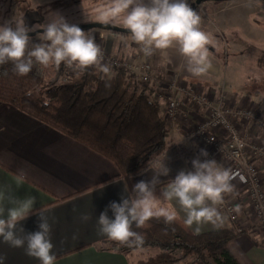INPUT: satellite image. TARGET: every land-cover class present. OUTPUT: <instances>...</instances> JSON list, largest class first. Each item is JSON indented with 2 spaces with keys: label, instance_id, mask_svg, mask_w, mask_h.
<instances>
[{
  "label": "crops",
  "instance_id": "crops-1",
  "mask_svg": "<svg viewBox=\"0 0 264 264\" xmlns=\"http://www.w3.org/2000/svg\"><path fill=\"white\" fill-rule=\"evenodd\" d=\"M251 15H246L245 21L237 24L236 30L241 28L247 35L261 36L263 31L259 29V21H254L257 25L249 22ZM237 16L243 17L242 14H229L231 18ZM89 32L94 35L96 43L111 54L130 57L137 49L127 43V38H121V33L114 34L105 28H91ZM208 59L212 65L208 72L199 77L193 76L187 70L186 57L180 54L178 45L173 44L167 49L155 50L154 68L161 77L177 74L185 83L195 86L215 101L223 92L226 94L224 105L233 109L246 107L255 110L264 120V91L258 94L255 87V83L262 78L254 71H246V75L235 70V64L229 66L228 63L225 68L229 72L223 71L219 61L211 55ZM254 61L258 65L263 63L262 58L256 56ZM233 69L236 72L234 76ZM248 77L253 84L249 83ZM161 108L164 116V108ZM205 117L206 111L187 99L176 118L164 116L167 124L166 151L149 168L126 181L108 158L17 108L0 102V190H10L20 198H35L33 211L20 222L25 232L39 230L36 210H46L54 245L52 252L56 255L55 264H134L130 254L106 246L109 238L100 234L97 218L110 202H121V197L127 195L135 183L150 180L154 174L151 168L157 167L160 161L164 160L170 169L168 176H160L161 182L174 179L180 169H191L192 159L203 157L200 151L206 150V146L202 142L188 140L187 134ZM238 127L248 144H264V128L257 120L239 119ZM215 160L221 167L230 169V162L224 157ZM255 164L264 186V160L257 159ZM232 183L233 191L224 195L236 207L241 232L237 233L233 223L218 209L219 226L194 224L189 230L195 234L232 230L236 235L227 247L236 260L240 264H264V233L259 229L246 193L237 181ZM167 202L184 222L186 214L178 202ZM84 216L89 218L85 220ZM108 216L114 218L111 209H108ZM0 256L5 257L4 264H40L36 258L26 255L24 248L10 247L2 238ZM197 264L203 263L198 261Z\"/></svg>",
  "mask_w": 264,
  "mask_h": 264
},
{
  "label": "clouds",
  "instance_id": "clouds-1",
  "mask_svg": "<svg viewBox=\"0 0 264 264\" xmlns=\"http://www.w3.org/2000/svg\"><path fill=\"white\" fill-rule=\"evenodd\" d=\"M123 16L122 26L129 31L133 41L146 56L155 50L178 45L180 54L186 57L187 70L193 76H202L211 68L208 59L209 39L200 27L201 16L188 0H111L110 7L102 17L105 23ZM37 28L39 42L29 36ZM103 54L92 33L79 25L69 23L58 12L49 13L47 22L29 27L24 19H5L0 24V66L11 63L12 71L20 76L29 74L34 65L48 67L61 63L80 70L100 66L103 73L110 71L102 64ZM108 86V85H106ZM200 156L192 159L191 169H180L166 187H161V196L156 187L160 176H168L170 169L160 161L151 168L150 180H140L131 191L121 197V202L112 201L97 218L99 232L121 246L140 248L144 243L141 233L151 219H163L171 224L177 219L174 207L161 206V201L175 200L186 214L184 225L211 223L219 226L220 215L216 207L222 203L223 194L234 189L232 181L237 173L221 167L215 159H207L208 153L201 149ZM34 197L20 198L10 190H0V238L13 248H24L26 255L36 258L40 264H55L56 255L46 210L37 211V231L25 232L20 222L33 211ZM111 209L114 218L108 216ZM84 216L83 219H88ZM199 232V227L196 228ZM5 257L0 256V264Z\"/></svg>",
  "mask_w": 264,
  "mask_h": 264
},
{
  "label": "trees",
  "instance_id": "trees-1",
  "mask_svg": "<svg viewBox=\"0 0 264 264\" xmlns=\"http://www.w3.org/2000/svg\"><path fill=\"white\" fill-rule=\"evenodd\" d=\"M223 1L203 0L201 4ZM93 22L104 21L77 25ZM37 37H32L34 42H39ZM110 71L105 74L91 66L72 75L66 73L64 63H53L48 67L34 65L29 74L20 76L9 63L0 66V102L108 158L129 181L164 154L167 124L161 105L153 98L154 90L128 80L122 70ZM167 183L157 185V196ZM161 206L169 207L163 201ZM133 230L143 235L142 247L129 248L110 239L106 246L126 254L145 247L159 248V254L137 264H240L227 247L236 235L229 229L195 234L177 216L171 224L154 218L143 228L133 226Z\"/></svg>",
  "mask_w": 264,
  "mask_h": 264
},
{
  "label": "built area",
  "instance_id": "built-area-1",
  "mask_svg": "<svg viewBox=\"0 0 264 264\" xmlns=\"http://www.w3.org/2000/svg\"><path fill=\"white\" fill-rule=\"evenodd\" d=\"M101 50V63L107 65L110 70H122L128 80L154 89L153 98L164 108L166 118H176L186 99L206 111V117L188 132V140L202 142L206 146L207 159L224 157L230 162V169L237 173L233 181H237L246 193L259 229L264 233V188L255 164L257 159L264 160V145L248 144L237 125L239 119L259 120L264 128V120L256 111L226 108L220 103L225 98L223 93L219 100L215 101L195 86L185 83L177 74L159 76L154 68V52L151 56H146L141 48H137L132 56L120 57L106 52L103 48ZM93 67L101 70L98 65ZM64 69L69 74L73 67L64 64ZM216 207L233 223L236 232L240 233L242 229L238 225L235 205L223 194L222 203Z\"/></svg>",
  "mask_w": 264,
  "mask_h": 264
},
{
  "label": "rangeland",
  "instance_id": "rangeland-1",
  "mask_svg": "<svg viewBox=\"0 0 264 264\" xmlns=\"http://www.w3.org/2000/svg\"><path fill=\"white\" fill-rule=\"evenodd\" d=\"M193 2L194 0H188L190 6ZM110 4L111 0H0V24H2L5 19L14 18L24 19L29 27H33L46 23L49 13L55 12L63 15L69 23L74 24L83 23L88 20L103 21L102 17L110 7ZM239 9L243 10L239 11ZM196 11L201 16L200 27L202 31L207 34L209 39V44L207 45L208 55H211L212 58L220 62L223 71H228V68L225 67H227L229 63V66L235 64L237 68L235 70L245 72L246 75V71L256 72L262 80L255 83V87L258 89V94L264 91V0H228L223 1L220 5L212 2H205L198 6ZM231 13L238 15L242 14L243 17L237 16V18H231L229 17ZM249 14H253L249 19L251 25L255 24L254 21H259V29L263 31L261 36L254 37L253 34L247 35L241 28L238 29V31L236 30L237 24L240 25L241 20L245 21V16ZM122 20L123 16L109 23L124 28L122 26ZM37 30L40 29L37 28L35 31ZM120 36L121 38H127V43L133 45L134 48H140V46L133 41L130 34H120ZM255 56L256 58H262L263 63L260 62L259 65L255 64L257 61V59L254 61ZM79 70L80 69L73 66L69 74H76ZM235 70L231 71L232 76L236 73ZM112 72L113 71H109L108 74ZM227 76L229 78L230 74ZM249 79V83H251L252 79L248 77V80ZM222 93L223 92H220L219 98ZM223 94L224 96L226 95L225 93ZM225 98L220 103L226 108H229L224 105ZM237 108L247 109L246 107ZM258 123L262 126L261 121ZM159 253L160 250L157 247H145L127 252V254L131 255L134 264H137L139 261L147 260Z\"/></svg>",
  "mask_w": 264,
  "mask_h": 264
},
{
  "label": "water",
  "instance_id": "water-1",
  "mask_svg": "<svg viewBox=\"0 0 264 264\" xmlns=\"http://www.w3.org/2000/svg\"><path fill=\"white\" fill-rule=\"evenodd\" d=\"M203 0H194L193 4H192V8L194 10H197L198 6L201 4ZM224 1H228V0H224ZM82 29L85 28H106L112 32H117V33H122V34H130L129 31L125 28L119 27L117 25L111 24V23H105V22H93V23H89V24H85V25H79ZM43 30H37V31H33L29 33L30 37H33L37 34H39L40 32H42ZM131 35V34H130Z\"/></svg>",
  "mask_w": 264,
  "mask_h": 264
}]
</instances>
